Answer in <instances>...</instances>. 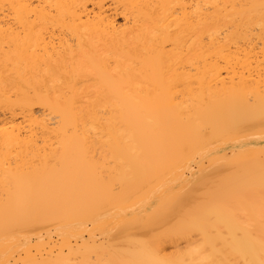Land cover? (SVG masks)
<instances>
[{
    "label": "bare ground",
    "instance_id": "obj_1",
    "mask_svg": "<svg viewBox=\"0 0 264 264\" xmlns=\"http://www.w3.org/2000/svg\"><path fill=\"white\" fill-rule=\"evenodd\" d=\"M0 264H264V0H0Z\"/></svg>",
    "mask_w": 264,
    "mask_h": 264
}]
</instances>
